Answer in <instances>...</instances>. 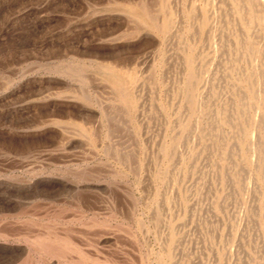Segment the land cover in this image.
I'll return each instance as SVG.
<instances>
[{
    "label": "rangeland",
    "instance_id": "rangeland-1",
    "mask_svg": "<svg viewBox=\"0 0 264 264\" xmlns=\"http://www.w3.org/2000/svg\"><path fill=\"white\" fill-rule=\"evenodd\" d=\"M193 2L205 0H0V264H236L243 251L254 256V264H264V218L251 215L259 201L240 203L237 185L228 199L215 196L224 189L227 195L230 187L216 181L220 152L210 140L209 146L203 143L212 115L230 118L239 100L227 89L224 64H211L219 36L210 27L194 36L180 17ZM210 4L213 25L219 0ZM139 5L159 21L175 11L185 27L186 46H181L194 48L198 72L202 75L209 61L214 66L210 79L205 76L199 85L200 92L205 89L195 118L201 131L194 138L193 130L185 134L198 157L191 156L182 175L176 168L186 144L178 145L176 155L160 156L157 148L172 141L178 116L189 121V103L181 114L178 110L183 51L177 49V63L173 48L178 40L163 41L142 21ZM112 73L127 85L137 80L131 94L139 109L120 103ZM245 127L226 125L224 131L235 142ZM238 157L237 163L247 167ZM177 174L179 180L173 181ZM243 174L240 178L248 183ZM205 178L210 182L206 188ZM169 194L176 201V239L155 219ZM238 221L246 223L238 236L243 251L230 233Z\"/></svg>",
    "mask_w": 264,
    "mask_h": 264
},
{
    "label": "bare ground",
    "instance_id": "bare-ground-1",
    "mask_svg": "<svg viewBox=\"0 0 264 264\" xmlns=\"http://www.w3.org/2000/svg\"><path fill=\"white\" fill-rule=\"evenodd\" d=\"M171 1V0H170ZM181 1V0H179ZM214 0H205V2L192 3L189 10L186 11L182 16L183 21L187 20L189 22L188 31L192 33L194 36H198V33L205 30L207 27H210L211 34H217L219 36L218 40H220V44L217 46L218 51L216 55L211 59L212 63H219L223 65L225 73L227 74L228 83L227 89L228 91L238 97L239 103L238 108L227 117H215L214 122H211V128L209 132V136L205 140L203 144L209 146L208 140L211 141V145L216 147L217 151L220 152L221 160L217 162L220 166L219 171H214L216 174V181L220 184L228 185L230 187L229 193H225L224 190L221 193L215 195L219 199L224 198V200L231 197L233 194V187L237 185L239 191L242 192V201L244 205H247L248 199L251 198L253 200H258L259 205L257 206L259 210L256 209V212L252 213V217L254 214L258 217L264 218V0H219V5H217L215 13V24H211L208 19V9L209 4ZM132 2V1H131ZM175 2V1H174ZM218 2V1H217ZM108 3V2H107ZM164 3V2H163ZM199 3V4H198ZM89 4V3H88ZM168 4V3H167ZM216 2L214 3V5ZM157 5V4H156ZM166 5V4H165ZM211 5V4H210ZM140 6V5H139ZM147 7V6H146ZM144 6H140V18L149 23V25L156 30L163 41L167 42L171 39L175 40L176 48L175 53L173 54V58L176 62H179V54L176 53L179 50H182L183 55H181V65L183 69V82L180 88H178V92L181 93V104L178 106L179 114H181L182 105L187 102L189 103L191 110L189 113V121L182 120L181 115L178 116L177 123V133L172 138L170 143L162 144L157 148V153L161 154L160 156H168L171 153L173 155L177 154L178 147L183 144L185 146L186 154H182L180 166L176 169L180 170L181 173H185L187 170V163H190L191 156H193L192 146L190 145V141L186 139V132L193 130V138L194 134L201 131L200 121H195L197 113L199 112L200 104H204L202 97V93L199 90L200 84L204 81V77L206 76V80H208L209 75H211V67L214 64H210V61L206 64V70L202 72V75L198 72L196 66L197 57L194 54V48L189 49L183 46L184 44L183 38V29L184 26H180V22L177 18V14L175 11H169L166 14V17L162 20H158L155 15H153L148 8ZM160 7V6H158ZM174 7V6H173ZM167 8V7H166ZM188 8V7H187ZM179 9V8H178ZM177 9V11H178ZM213 10V8H212ZM139 11V10H138ZM167 12V11H166ZM211 12V11H210ZM209 12V13H210ZM213 12V11H212ZM160 13V12H157ZM178 13V12H177ZM213 14V13H212ZM215 15V14H214ZM128 16V15H127ZM125 16V17H127ZM159 16V15H157ZM201 16V17H200ZM129 17V16H128ZM161 18V17H160ZM159 18V19H160ZM214 20V18H213ZM186 21V22H187ZM194 21L198 24V27L194 25ZM212 22V21H211ZM129 23V22H128ZM135 23V22H134ZM133 24V23H132ZM140 24V22H139ZM187 24V23H186ZM196 24V25H197ZM211 24V25H210ZM141 25V24H140ZM143 25V24H142ZM136 26V25H135ZM138 28V26H136ZM134 28V27H133ZM209 33V32H208ZM144 34V33H143ZM151 34V33H150ZM187 34V32H186ZM189 35V33H188ZM136 36V35H135ZM185 36V35H184ZM211 37V36H210ZM213 38V37H212ZM215 38V37H214ZM204 39V38H203ZM155 40V39H154ZM186 40V39H185ZM207 40V39H206ZM217 40V39H216ZM162 41V42H163ZM187 41V40H186ZM204 41V40H203ZM208 41V40H207ZM187 43V42H186ZM219 43V42H218ZM215 44V42H214ZM158 45V44H157ZM183 45V46H181ZM188 46V45H187ZM212 47H215L212 45ZM216 48V50H217ZM161 49V48H160ZM170 49V48H169ZM168 49V50H169ZM178 49V51H177ZM213 50V49H212ZM211 50V51H212ZM157 51V50H156ZM161 51V50H160ZM210 51V52H211ZM143 52V51H142ZM158 53V52H156ZM161 53V52H160ZM134 54V53H133ZM149 54V53H148ZM160 55V54H159ZM171 55V54H170ZM169 55V56H170ZM206 56V54H205ZM204 56V57H205ZM213 56V55H212ZM147 57V56H146ZM211 57V56H210ZM167 58V57H166ZM212 58V57H211ZM173 60V59H172ZM203 61L204 58H202ZM158 61V60H157ZM164 61V60H163ZM159 62V61H158ZM170 62V61H169ZM115 63V62H114ZM144 63V62H143ZM113 64V63H112ZM150 64V62H149ZM167 64V63H166ZM165 64V65H166ZM174 64V63H173ZM180 65V64H178ZM124 66V65H123ZM130 66V65H129ZM153 66V64L151 65ZM162 66V65H160ZM164 66V65H163ZM219 66V65H218ZM133 67V66H132ZM141 67V66H140ZM156 67V66H155ZM179 67V68H181ZM214 67V66H213ZM212 67V68H213ZM131 68V67H130ZM152 68V67H151ZM161 68V67H160ZM216 68V67H215ZM138 69V68H137ZM211 69V70H209ZM214 69V68H213ZM217 69V68H216ZM154 70V69H153ZM170 70V68H169ZM180 70V69H179ZM209 70V71H207ZM221 70V69H220ZM243 70V72L241 71ZM102 71V70H101ZM100 71V72H101ZM222 71V70H221ZM105 72V71H104ZM140 72V71H139ZM147 72V71H146ZM224 73V74H225ZM84 75V74H83ZM204 75V76H203ZM223 75V74H222ZM112 77L113 83L115 85V90L118 95L119 101L124 106H127L129 109H139L140 102L135 99V97L131 94V88L135 90L137 80L132 78L130 83L127 85L123 82L119 75L110 74ZM182 76V75H181ZM180 76V77H181ZM212 76V75H211ZM171 77V76H170ZM222 77V76H221ZM167 78V77H166ZM212 78V77H211ZM224 77H222L223 79ZM155 79V77H154ZM181 79V78H180ZM210 79V78H209ZM164 80V79H163ZM143 81V80H142ZM141 81V82H142ZM105 82V81H104ZM127 82V81H126ZM156 82V81H153ZM202 82V83H201ZM214 83V82H213ZM218 83V82H217ZM142 84V83H141ZM172 84V83H171ZM166 85V84H165ZM176 85V84H175ZM211 85V84H210ZM225 85V84H224ZM82 86V85H81ZM157 86V85H156ZM155 86V87H156ZM222 87V86H221ZM109 88V87H108ZM157 88V87H156ZM85 90V89H84ZM137 90V88H136ZM135 90V91H136ZM157 90V89H156ZM168 90V89H167ZM208 90V89H207ZM110 91V90H109ZM154 91V90H153ZM209 91V90H208ZM164 92V91H163ZM222 92V91H221ZM242 92L244 96L242 97ZM156 93V92H155ZM208 93V92H207ZM223 93V92H222ZM242 94V95H241ZM218 93L216 92V100L218 101ZM225 95V94H224ZM179 96V95H178ZM220 96V95H219ZM96 97V96H95ZM137 97V96H136ZM148 97V96H147ZM231 97V96H230ZM171 98V97H170ZM117 99V97H116ZM229 99V98H228ZM232 99V98H231ZM247 99L249 105H244L245 100ZM112 100V99H111ZM222 100V99H221ZM231 101V100H230ZM234 101V99H233ZM232 102V101H231ZM142 103V102H141ZM233 103V102H232ZM110 104V103H108ZM105 105V104H104ZM156 105V104H155ZM185 105V104H184ZM85 106V105H84ZM101 106V105H100ZM233 106V105H232ZM253 106V107H252ZM122 107V106H120ZM141 107V106H140ZM185 107H187L185 105ZM252 108H256V116H250V110ZM119 108V107H118ZM234 108V107H233ZM121 109V108H119ZM185 109V108H184ZM183 109V110H184ZM206 109V108H205ZM209 109V108H208ZM231 110V109H228ZM126 112V111H125ZM96 113V112H95ZM107 113V112H106ZM118 113V112H117ZM177 113V112H176ZM183 113V112H182ZM173 114V112H172ZM204 114V113H203ZM154 115V114H153ZM164 116V115H163ZM201 116V115H200ZM155 117V116H154ZM108 118V117H107ZM122 118V117H121ZM141 118V117H140ZM155 119V118H154ZM159 119V118H158ZM164 119V118H163ZM213 119V118H212ZM105 120V119H104ZM108 120V119H107ZM111 120V119H110ZM118 120V119H117ZM127 120V119H126ZM113 122V121H112ZM141 122V120H140ZM139 122V123H140ZM196 122V123H195ZM113 124V123H112ZM116 124V123H115ZM203 124V123H202ZM208 124V123H207ZM210 124V123H209ZM245 124V133L242 136L240 141L233 142L234 135L230 137V135H226L224 131V127L226 125H230L233 130L238 129V126ZM63 125V124H62ZM159 125V124H158ZM128 127V126H127ZM148 127V126H147ZM151 127V126H150ZM117 128V127H116ZM124 128V127H123ZM161 128V127H160ZM243 128V127H242ZM62 129V128H61ZM60 129V130H61ZM94 129V128H93ZM130 129V128H129ZM241 129V128H240ZM111 129H109L110 131ZM114 131V129H112ZM121 131V129H119ZM118 130V131H119ZM129 131V130H128ZM144 131V130H143ZM157 131V130H156ZM88 132V131H87ZM207 132V131H206ZM233 132V131H232ZM81 133V132H80ZM113 133V132H112ZM157 133V132H156ZM170 133V132H169ZM256 133V136L254 135ZM90 134V133H89ZM126 134V133H125ZM159 134V133H158ZM101 135V134H100ZM111 135V134H110ZM169 135V134H168ZM124 136V135H123ZM143 136V135H142ZM77 137V136H76ZM93 137V136H92ZM129 137V136H128ZM196 137V136H195ZM199 137V136H198ZM239 137V136H238ZM84 138V137H83ZM95 138V137H94ZM93 138V139H94ZM189 138V137H188ZM191 138V139H193ZM206 138V136L204 137ZM65 139V138H64ZM130 139V138H129ZM197 139V138H195ZM97 140V139H96ZM136 140V139H135ZM199 140V139H198ZM92 141V140H91ZM186 141V142H185ZM196 141V140H195ZM100 142V141H99ZM117 142V141H116ZM73 143V142H72ZM96 143V142H95ZM104 143V142H103ZM196 143V142H195ZM199 143V142H198ZM134 144V143H133ZM159 144V143H158ZM85 145V144H84ZM136 145V144H135ZM179 145V146H178ZM205 145V148H206ZM93 147V146H92ZM137 148V147H136ZM148 148V147H147ZM208 148V147H207ZM211 148V146H210ZM114 149V148H113ZM132 149V148H131ZM200 149V148H199ZM89 150V149H88ZM183 150V148H182ZM214 150V149H213ZM212 150V151H213ZM111 151V149H110ZM180 151V149H179ZM211 151V150H210ZM211 151V153H212ZM105 152V151H104ZM115 152V151H114ZM138 152V151H137ZM181 152V151H180ZM209 152V151H207ZM133 153V152H132ZM210 153V152H209ZM208 153V154H209ZM105 154V153H104ZM179 154V153H178ZM216 154V152H215ZM126 155V154H125ZM145 155V154H144ZM181 155V154H180ZM218 155V154H217ZM240 155V156H239ZM240 157L245 165L248 167L241 166L237 163L236 157ZM179 157V156H178ZM177 157V158H178ZM198 157V156H193ZM210 158L211 155L209 154ZM238 157V158H239ZM161 158V157H160ZM167 158V157H166ZM207 158V157H206ZM214 158V156H213ZM216 159V158H215ZM153 160V159H152ZM180 161V158L178 159ZM177 160V161H178ZM210 165L213 166L215 163L213 159H209ZM208 161V162H209ZM149 162V160H148ZM155 162V161H154ZM195 162V161H194ZM139 163V162H138ZM147 163V162H146ZM107 164V163H106ZM175 164V163H174ZM207 164V163H206ZM242 164V163H241ZM192 165V164H191ZM190 165V166H191ZM195 165V164H194ZM209 165V164H208ZM210 166V167H211ZM218 166V167H219ZM140 167V166H139ZM149 167V166H148ZM209 167V166H208ZM217 167V166H216ZM100 169V168H99ZM206 169V168H205ZM212 169V168H211ZM244 169V171H243ZM113 170V169H112ZM215 170V169H213ZM212 170V171H213ZM217 170V168H216ZM202 171V170H201ZM205 171V170H204ZM167 172V171H166ZM178 172V171H177ZM192 172V171H190ZM208 173V170L207 172ZM205 173V174H206ZM247 174L250 178V181L245 182L240 178V175ZM243 174V175H244ZM150 175V174H149ZM161 175V174H160ZM182 175V174H181ZM200 175V174H199ZM207 176V175H206ZM245 176L244 178H246ZM173 181L179 180V174L174 176ZM189 177V176H188ZM201 177V176H200ZM190 178V177H189ZM210 178V177H209ZM182 179V177L180 178ZM248 180V178H247ZM207 178L203 180L202 186L206 188L210 186V182H208ZM179 182V181H178ZM181 182V181H180ZM188 182V181H187ZM151 183V182H150ZM167 183V182H166ZM165 183V185H166ZM176 183V182H175ZM253 184V185H252ZM162 185V184H161ZM179 185V184H178ZM235 185V186H234ZM66 186V185H65ZM145 186V185H144ZM175 187V186H174ZM193 187V186H192ZM228 187V189H229ZM128 188V187H127ZM165 188V187H164ZM177 188V186H176ZM200 188V187H199ZM210 188V187H209ZM218 188V187H217ZM177 190V189H176ZM175 190V192H176ZM183 190V189H182ZM214 190V189H213ZM221 190V189H220ZM237 190V189H236ZM219 192V191H218ZM237 192V191H236ZM169 193V192H167ZM195 193V192H194ZM177 194V193H176ZM179 194V193H178ZM191 194V193H190ZM238 195V194H237ZM177 196V195H176ZM179 197V196H178ZM177 197V198H178ZM188 197V196H187ZM198 197V196H197ZM132 198V197H131ZM163 198V197H161ZM189 198V197H188ZM196 198V197H195ZM149 199V198H148ZM190 199V198H189ZM200 199V198H199ZM198 199V200H199ZM195 200V199H194ZM205 200V199H203ZM188 200L184 198V202L187 203ZM197 201V200H196ZM230 201V200H229ZM237 201V200H236ZM239 201V200H238ZM175 197L173 194H169L164 198L163 204L155 210V219L156 224L163 228L167 232V234L171 238H175V224L173 221V206L175 204ZM195 202V201H194ZM215 202V201H213ZM222 203V202H220ZM177 204V203H176ZM194 204V203H193ZM219 204V203H218ZM224 203H222L223 205ZM123 205V204H122ZM148 205V204H147ZM220 205V204H219ZM249 205V204H248ZM31 206V205H30ZM132 206V205H131ZM190 206V205H187ZM194 207V206H193ZM62 208V207H61ZM213 208V206H212ZM244 208V207H243ZM181 209V208H180ZM20 210V209H19ZM51 210V209H50ZM175 210V209H174ZM177 210V209H176ZM193 210V209H192ZM198 210V209H197ZM244 210V209H243ZM29 211V210H28ZM53 211V210H52ZM126 211V210H125ZM194 211V210H193ZM213 211V210H212ZM223 211V210H222ZM242 211V210H241ZM19 212V211H18ZM154 212V211H153ZM197 212V211H196ZM206 212V211H205ZM214 212V211H213ZM244 212V211H243ZM22 213V212H21ZM183 213V212H182ZM193 213V212H192ZM191 213V214H192ZM195 213V212H194ZM204 213V212H203ZM251 213V212H250ZM75 214V213H74ZM176 214V212H175ZM217 214V213H216ZM215 214V215H216ZM234 214V213H233ZM250 215V214H249ZM57 216V214H56ZM140 216V215H139ZM189 216V215H188ZM196 216V215H195ZM212 216V215H211ZM245 216V215H244ZM175 217V216H174ZM208 217V216H207ZM215 217V216H214ZM219 217V216H218ZM192 218V217H191ZM246 218V217H245ZM243 220V219H241ZM249 220V219H248ZM184 221V220H183ZM27 222V221H26ZM239 222V223H238ZM235 224H232L230 228V233L232 234V238L238 241V248L243 249V243L241 245L240 239L238 238L239 232L241 229L240 225H244L246 223H242V221H238ZM258 222V221H257ZM208 223V222H207ZM153 224V223H152ZM258 224V223H256ZM255 226V225H254ZM177 227V225H176ZM250 227V226H249ZM121 228V226H120ZM189 230V229H188ZM187 230V231H188ZM211 231V230H210ZM246 231V230H245ZM256 231V230H255ZM27 232V231H26ZM162 232V231H161ZM218 232V231H217ZM242 233V232H241ZM260 233V232H259ZM163 234V232H162ZM161 234V235H162ZM230 234V235H231ZM261 234V233H260ZM166 235V234H165ZM226 235V234H225ZM224 235V236H225ZM242 235V234H241ZM32 236V235H31ZM177 237V236H176ZM219 237V236H218ZM54 238V237H53ZM168 238V237H167ZM179 238V236H178ZM206 238V237H205ZM176 239V238H175ZM173 239V241L175 240ZM189 239V238H188ZM200 239V238H199ZM122 240V239H121ZM184 240V239H183ZM179 241V240H178ZM42 242V241H40ZM203 242V241H202ZM247 242V241H246ZM217 243V242H216ZM177 244V243H176ZM182 244V243H181ZM201 244V243H200ZM52 245V244H48ZM47 245V246H48ZM263 245V244H262ZM53 246V245H52ZM58 246V245H57ZM72 246V245H71ZM176 246V245H175ZM234 246V245H233ZM46 247V246H45ZM54 247V246H53ZM77 247V246H76ZM187 247V245H186ZM199 247V246H198ZM259 247V246H258ZM257 247V248H258ZM262 247V246H261ZM261 247L259 249H261ZM62 248V247H61ZM71 248V247H70ZM145 248V247H143ZM232 248V247H231ZM254 248V247H253ZM264 248V247H263ZM55 249V248H54ZM73 249V248H72ZM182 249V248H181ZM228 250V249H227ZM262 250V249H261ZM53 252V251H52ZM71 252V251H70ZM69 253V252H67ZM185 253V252H183ZM248 253V252H247ZM177 254V253H176ZM199 253H197L198 255ZM217 254V252H216ZM230 254V253H229ZM49 255V254H48ZM87 255V254H86ZM171 255V254H170ZM169 255V256H170ZM173 255V254H172ZM226 255V254H225ZM168 256V257H169ZM123 257V256H122ZM171 257V256H170ZM180 257V256H179ZM217 257V256H216ZM254 256L250 254H245L243 251V257L237 259L235 261L236 264H254ZM258 257V256H257ZM260 257V256H259ZM44 258V257H43ZM72 259V258H71ZM137 259V258H136ZM173 259V258H172ZM200 260V259H199ZM218 260V259H217ZM198 261V260H197ZM213 261V260H212ZM193 262V261H191ZM75 263V262H74ZM199 263V262H198ZM219 263V262H218ZM81 264V263H80ZM159 264V263H158Z\"/></svg>",
    "mask_w": 264,
    "mask_h": 264
}]
</instances>
